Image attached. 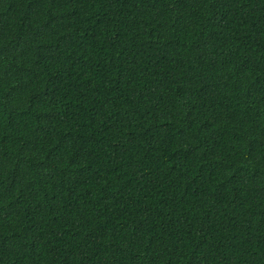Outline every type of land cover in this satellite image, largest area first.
Wrapping results in <instances>:
<instances>
[{
    "label": "trees",
    "instance_id": "trees-1",
    "mask_svg": "<svg viewBox=\"0 0 264 264\" xmlns=\"http://www.w3.org/2000/svg\"><path fill=\"white\" fill-rule=\"evenodd\" d=\"M0 264H264V0H0Z\"/></svg>",
    "mask_w": 264,
    "mask_h": 264
}]
</instances>
